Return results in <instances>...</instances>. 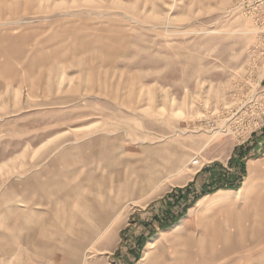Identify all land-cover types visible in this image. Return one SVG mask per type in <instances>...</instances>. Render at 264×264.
I'll list each match as a JSON object with an SVG mask.
<instances>
[{"label":"rangeland","instance_id":"1","mask_svg":"<svg viewBox=\"0 0 264 264\" xmlns=\"http://www.w3.org/2000/svg\"><path fill=\"white\" fill-rule=\"evenodd\" d=\"M248 213L264 0H0V264H224Z\"/></svg>","mask_w":264,"mask_h":264},{"label":"crops","instance_id":"2","mask_svg":"<svg viewBox=\"0 0 264 264\" xmlns=\"http://www.w3.org/2000/svg\"><path fill=\"white\" fill-rule=\"evenodd\" d=\"M234 174H231L233 176ZM241 189V188H240ZM238 189V190H240ZM238 190H226V191H219L217 194L221 193H230L235 192ZM242 195V193H241ZM219 200L222 202L227 201L228 198L225 196H218ZM239 198H234L229 201H237ZM258 199V198H257ZM240 204V203H238ZM255 205L256 203L253 202ZM240 215L239 217L231 218L232 221H240L239 223L235 224L236 232H234V237L232 238V245L231 247L223 246L219 249L220 252L226 253V252H233L235 254H238L235 258V260H232V262H225L224 264H264V232H262L261 228L264 229V214L255 216L254 214H246ZM247 220L249 223L255 222L254 224H244V221ZM259 222V224H257ZM257 224V225H256ZM245 233V235L242 236V234ZM253 234V236L251 235ZM252 236V237H251ZM246 238V242H243V240ZM255 239V243L252 242V240ZM228 245V244H226Z\"/></svg>","mask_w":264,"mask_h":264},{"label":"bare ground","instance_id":"3","mask_svg":"<svg viewBox=\"0 0 264 264\" xmlns=\"http://www.w3.org/2000/svg\"><path fill=\"white\" fill-rule=\"evenodd\" d=\"M241 193H242V190H240V191H238V192L223 193V194H220V196H221V197H222V196H225V197L228 198V200H232L233 197H234V198H239L238 196H240ZM210 205H211V204H210ZM179 231H181V228H180V227L176 228L172 233H177V232H179ZM155 244H156V243H155ZM149 250H150V249H149ZM148 255H149V253L147 254V256H148Z\"/></svg>","mask_w":264,"mask_h":264}]
</instances>
